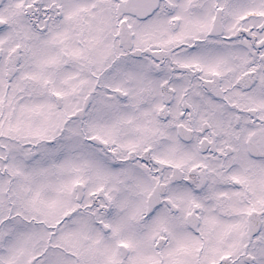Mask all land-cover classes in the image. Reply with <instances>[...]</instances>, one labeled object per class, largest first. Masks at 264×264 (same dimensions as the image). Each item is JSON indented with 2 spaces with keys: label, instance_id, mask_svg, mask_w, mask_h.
Instances as JSON below:
<instances>
[{
  "label": "snow or ice",
  "instance_id": "6c2138e0",
  "mask_svg": "<svg viewBox=\"0 0 264 264\" xmlns=\"http://www.w3.org/2000/svg\"><path fill=\"white\" fill-rule=\"evenodd\" d=\"M0 264H264V0H0Z\"/></svg>",
  "mask_w": 264,
  "mask_h": 264
}]
</instances>
